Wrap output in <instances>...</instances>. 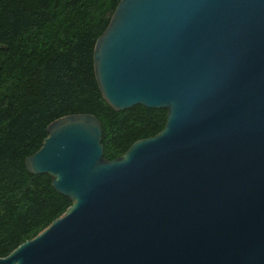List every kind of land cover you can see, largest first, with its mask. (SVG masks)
Instances as JSON below:
<instances>
[{"label": "water", "instance_id": "1", "mask_svg": "<svg viewBox=\"0 0 264 264\" xmlns=\"http://www.w3.org/2000/svg\"><path fill=\"white\" fill-rule=\"evenodd\" d=\"M92 68L163 127L107 160L94 115L52 120L23 162L69 205L0 264H264V0H118Z\"/></svg>", "mask_w": 264, "mask_h": 264}, {"label": "trees", "instance_id": "2", "mask_svg": "<svg viewBox=\"0 0 264 264\" xmlns=\"http://www.w3.org/2000/svg\"><path fill=\"white\" fill-rule=\"evenodd\" d=\"M117 1L0 0V257L69 205L47 174H31L23 162L52 120L94 115L107 160L163 127L165 109L114 111L97 87L92 48Z\"/></svg>", "mask_w": 264, "mask_h": 264}]
</instances>
